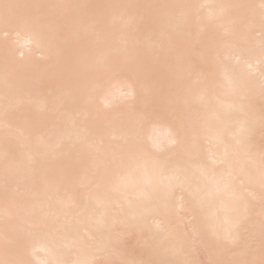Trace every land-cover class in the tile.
Instances as JSON below:
<instances>
[{
	"label": "bare ground",
	"instance_id": "6f19581e",
	"mask_svg": "<svg viewBox=\"0 0 264 264\" xmlns=\"http://www.w3.org/2000/svg\"><path fill=\"white\" fill-rule=\"evenodd\" d=\"M0 264H264V0H0Z\"/></svg>",
	"mask_w": 264,
	"mask_h": 264
}]
</instances>
